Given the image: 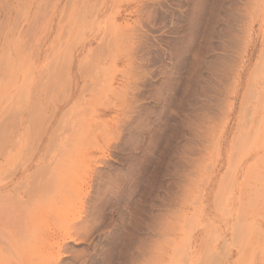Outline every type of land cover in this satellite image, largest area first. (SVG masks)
<instances>
[{
	"label": "rangeland",
	"instance_id": "374dc122",
	"mask_svg": "<svg viewBox=\"0 0 264 264\" xmlns=\"http://www.w3.org/2000/svg\"><path fill=\"white\" fill-rule=\"evenodd\" d=\"M263 50L264 0H0V264H264Z\"/></svg>",
	"mask_w": 264,
	"mask_h": 264
},
{
	"label": "bare ground",
	"instance_id": "6f19581e",
	"mask_svg": "<svg viewBox=\"0 0 264 264\" xmlns=\"http://www.w3.org/2000/svg\"><path fill=\"white\" fill-rule=\"evenodd\" d=\"M264 51V50H263ZM263 55V54H262ZM260 57H261V55H260ZM264 57V56H263ZM261 63V62H260ZM246 113V112H245ZM68 127V126H67ZM59 128V127H58ZM56 129V128H55ZM54 129V132H56V130ZM66 129V128H65ZM62 130H64V128L62 129ZM53 134V133H52ZM49 135V134H48ZM60 135V134H59ZM61 136V135H60ZM50 137V136H49ZM54 137V136H53ZM50 139L51 138H49V142H50ZM54 139H56V138H54ZM69 139V138H68ZM52 140V139H51ZM55 141V140H54ZM53 141V143H55ZM69 142V141H68ZM68 142L66 141V143L68 144ZM52 143V144H53ZM53 147V146H52ZM52 149V148H51ZM62 153H64V152H62ZM55 158V157H54ZM56 159V158H55ZM43 160V159H42ZM68 160V159H67ZM63 162V160H57V161H55L54 162V159H53V162H51V163H53V165L51 164V163H49L50 165L47 167V168H49V167H51V165H52V168L55 170V169H57V167H58V163H60V162ZM65 162L66 161H64V164H65ZM63 164V163H62ZM39 165V164H38ZM42 166V165H41ZM44 166V165H43ZM45 167H46V165H45ZM52 168H49V169H51L52 170ZM42 169V168H41ZM41 169H39V170H41ZM38 170V172H40ZM36 174V173H35ZM38 174V173H37ZM44 173L42 172V176H39V179H41V180H43L45 183H48V182H58V183H61L63 180H64V178H62V177H59V176H54L53 174H52V176H50V175H43ZM35 176V175H34ZM58 188V187H57ZM57 190V189H56Z\"/></svg>",
	"mask_w": 264,
	"mask_h": 264
}]
</instances>
